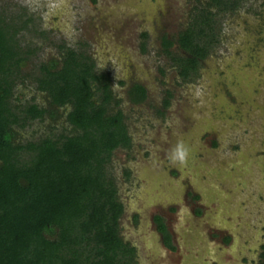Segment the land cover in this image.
<instances>
[{
    "label": "rangeland",
    "instance_id": "374dc122",
    "mask_svg": "<svg viewBox=\"0 0 264 264\" xmlns=\"http://www.w3.org/2000/svg\"><path fill=\"white\" fill-rule=\"evenodd\" d=\"M206 3L0 0L5 21L21 27V48L36 49L22 64L12 104L47 108L33 77L41 63L60 60L59 47L87 55L110 79L131 147L116 149L105 170L124 207L120 236L135 248V264H259L264 253V0H240L233 12L210 7L217 42L184 82L171 57L188 56L177 38ZM136 84L146 98L132 104L128 91ZM59 113L54 123L14 127L16 142L69 134ZM195 194L218 215L216 227L192 217ZM155 215L177 240L176 251L163 246Z\"/></svg>",
    "mask_w": 264,
    "mask_h": 264
},
{
    "label": "trees",
    "instance_id": "16d2710c",
    "mask_svg": "<svg viewBox=\"0 0 264 264\" xmlns=\"http://www.w3.org/2000/svg\"><path fill=\"white\" fill-rule=\"evenodd\" d=\"M239 2L209 0L179 34L178 48L188 56L171 59L184 82L197 75L217 42V14L210 7L233 12ZM20 28L0 14V264H135V249L120 236L124 207L105 170L116 149L131 147L110 79L95 72L87 55L59 47L60 60L41 63L33 77L47 108L12 104L22 64L36 50L21 48ZM171 46L164 38L163 53L169 55ZM128 94L132 104L146 98L145 88L137 84ZM168 105L164 99L162 107ZM60 109L69 134L16 142L14 127L46 118L54 123ZM259 264H264V253Z\"/></svg>",
    "mask_w": 264,
    "mask_h": 264
},
{
    "label": "crops",
    "instance_id": "0c3cea01",
    "mask_svg": "<svg viewBox=\"0 0 264 264\" xmlns=\"http://www.w3.org/2000/svg\"><path fill=\"white\" fill-rule=\"evenodd\" d=\"M194 199L196 201L197 208H196V210L192 211V213H191L192 217L197 218V219L202 218V221H206L207 222V227L208 228H210V226L216 227L214 221H217L218 215L213 216L210 213H208V211H207L208 209L206 208V205L204 206L202 203L200 204L199 195L195 194ZM170 211L175 212L176 210L173 211V209L171 208ZM157 219H160V223L163 224V226L165 227L166 234H163V233L160 232L159 226H158L159 224L157 222ZM153 222H154V227H155L156 233L161 235V242H162L163 246L166 248V250L169 251V252L176 251L178 249V246L176 244L177 240H175L174 237L172 236V233H170L168 231L166 225L164 224V218L161 217L160 215H155L153 217ZM195 233L197 234L198 232H195ZM165 235L168 236V240H169L168 244H166V242H165ZM197 235L199 236V238H202L201 235H203V233H198ZM209 237L213 238L214 236H212V234L210 233ZM223 239H224L223 240L224 242L229 241L230 240V235L229 234L228 235H224Z\"/></svg>",
    "mask_w": 264,
    "mask_h": 264
},
{
    "label": "clouds",
    "instance_id": "9594fccd",
    "mask_svg": "<svg viewBox=\"0 0 264 264\" xmlns=\"http://www.w3.org/2000/svg\"><path fill=\"white\" fill-rule=\"evenodd\" d=\"M180 159H181V160L183 159V153L180 154Z\"/></svg>",
    "mask_w": 264,
    "mask_h": 264
},
{
    "label": "flooded vegetation",
    "instance_id": "af4514ba",
    "mask_svg": "<svg viewBox=\"0 0 264 264\" xmlns=\"http://www.w3.org/2000/svg\"><path fill=\"white\" fill-rule=\"evenodd\" d=\"M134 248V247H133ZM135 249V248H134ZM135 254H136V251H135Z\"/></svg>",
    "mask_w": 264,
    "mask_h": 264
}]
</instances>
